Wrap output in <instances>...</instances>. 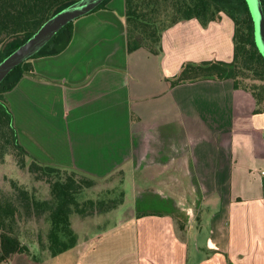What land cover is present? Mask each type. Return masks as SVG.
Wrapping results in <instances>:
<instances>
[{
    "label": "crops",
    "instance_id": "0c3cea01",
    "mask_svg": "<svg viewBox=\"0 0 264 264\" xmlns=\"http://www.w3.org/2000/svg\"><path fill=\"white\" fill-rule=\"evenodd\" d=\"M109 11L106 3L74 20L68 45L32 59L36 74L7 91L16 125L46 145L50 164L99 177L121 172L123 181L128 176V209L124 202L110 210L112 224L79 241L73 261L264 264V109L256 113L253 94L236 89L232 79L172 85L168 77L181 69L169 56L186 50L177 44L182 38L187 43L189 34L203 31L196 18L170 27L175 39L165 31L159 55L145 48L128 53L155 56L167 91L173 87L159 102L142 100L146 92L137 85L131 92L128 61L119 58L124 16L116 22ZM102 25L110 33L96 30ZM228 25L232 34L234 23L233 32ZM209 36V45L217 42L216 31ZM54 42L58 49L66 36ZM178 86L190 94L174 96ZM135 99L140 103L132 107ZM47 134L60 136L56 150Z\"/></svg>",
    "mask_w": 264,
    "mask_h": 264
},
{
    "label": "trees",
    "instance_id": "16d2710c",
    "mask_svg": "<svg viewBox=\"0 0 264 264\" xmlns=\"http://www.w3.org/2000/svg\"><path fill=\"white\" fill-rule=\"evenodd\" d=\"M75 0H0V60L27 40L55 12ZM104 0L91 12L108 2ZM264 6V0H262ZM90 12V13H91ZM229 16L234 23L233 55L230 60L211 59L185 63L170 81L172 85L203 79H232L236 89L250 91L256 100V113L264 109V56L255 41L254 21L246 0H125L124 22L127 49L145 48L152 54L163 52L164 31L180 21L198 19L204 26ZM74 21L64 26L38 53L16 66L0 83V162L13 156L20 168L45 182L51 198L40 200L14 183V193H0V262L41 264L31 254L18 233L19 221L48 214L50 250L53 256L76 247L78 236L71 215L110 211L116 199L80 202L77 194L98 183V176L76 167L39 162L20 142L7 91L25 75L36 74L32 59L61 52L71 41ZM67 33L66 42L51 50L57 36ZM64 36V35H63ZM50 48V50H48Z\"/></svg>",
    "mask_w": 264,
    "mask_h": 264
},
{
    "label": "rangeland",
    "instance_id": "374dc122",
    "mask_svg": "<svg viewBox=\"0 0 264 264\" xmlns=\"http://www.w3.org/2000/svg\"><path fill=\"white\" fill-rule=\"evenodd\" d=\"M107 3L110 8L109 14L116 20V22H119V16H124L125 14V0H109ZM222 18L221 20L211 21L210 29H207V31H205L206 27L208 28V25L210 23L207 26H204L198 20L200 22L199 25L201 29H203V31H199L193 37L189 34V36H187V43L184 42V38H182L183 41L177 42L178 46L186 48V50H174L173 54H170L171 56L169 57L177 58L175 62L176 67L179 66L181 69L182 66L187 62H199L211 59L229 60V53L231 52V47L233 46L234 41L232 35L233 33L231 34L230 26L228 25V23H231L233 32V21L227 15H225L223 19ZM168 29H166L165 31H167ZM96 30L110 33L108 32L110 31V28L106 27L105 25H102V28H97ZM213 31H216L217 42L209 45V33L211 34ZM175 33L176 29H169L166 35H170L173 39H175ZM63 35L66 36L67 33L65 32L63 33ZM106 36L109 37V35ZM58 37H62V34L61 36L58 35L57 38ZM190 38L193 39V43L190 42L192 41V39ZM120 40L121 42L119 43V46H121V51H118L119 58L121 64L127 63L128 61L129 65L127 68V78L129 80L128 84H130L131 92H133L132 90L134 89V86L137 85L143 92H146V94L144 93L142 100H150V98H152L154 100H158V102L165 95L171 94V89L173 87H170L167 91L164 85L165 79L167 77L166 75H162L159 73L156 62L157 59L155 58V56H153L150 60L144 58V56H142V54H140L139 52V54H136L135 57H133V59L135 58V60L133 61L132 58H128L129 56L127 57L129 52L127 49L126 36L123 38L121 37ZM163 42L164 39H162V47L164 44ZM177 44L175 41L173 45L177 46ZM168 45H170V43H168ZM55 46L56 42H53L51 45V50L54 49ZM190 48H193L195 52L189 53ZM48 50H50V48ZM139 65L143 66L141 71H138L136 69V67H138ZM168 66L170 67L169 63ZM134 67L136 71L133 69ZM167 70L170 73L173 71L172 67ZM173 76L174 75L169 76V80ZM59 83L65 84V82L61 80ZM150 88L151 90H149ZM185 92H187V95H189V88H182L178 86L177 90L174 93V96H177V93L179 94ZM135 102L140 103L135 99V101L132 103V107L136 104ZM16 126L18 128V125ZM18 131L19 139L22 145L39 162L43 164H50L51 161L48 160V158L52 156L50 151L45 148L46 145L40 142L38 137L33 134V131L25 127L24 129L22 128L21 131L18 128ZM47 139L48 144H50V146L55 150L57 146L60 145L58 143V139H60V136L52 137L51 135L47 134ZM122 179L123 174L121 172H115V174H109L106 176H98V183L92 187L85 188L81 192H79L77 194V199L80 202H85L88 200L108 201L111 199H116L117 202H119L118 207L125 202L122 206L124 207L123 209L127 210L128 204L130 203V183L128 181V176L125 177L124 181ZM14 183L18 184L22 188L27 189L29 193L37 199L45 200L51 198V192L48 185L42 180L37 179L31 173L20 168L15 158L13 156L8 155L3 162H0V193L3 195L13 194L15 191ZM151 200L153 199L150 198V201ZM108 212L110 211L102 212L100 210H95L94 213L88 214L86 216L81 215L77 212H74L71 215L72 228L78 236L77 245L79 241H84L88 235H96L99 232H102V230H104L103 228H106L107 226L112 224V220L109 217L110 214H108ZM50 229L51 222L48 218L47 213L41 215H34L30 218L26 216L25 218L22 217L18 224V233L21 238V241L25 245H28L31 254L38 256L40 260L42 259L44 261V264H75L76 260L73 261V255H76V251L73 250L58 254L54 258L50 259L52 257L51 250L49 247Z\"/></svg>",
    "mask_w": 264,
    "mask_h": 264
},
{
    "label": "water",
    "instance_id": "95a60500",
    "mask_svg": "<svg viewBox=\"0 0 264 264\" xmlns=\"http://www.w3.org/2000/svg\"><path fill=\"white\" fill-rule=\"evenodd\" d=\"M104 0H75L61 8L23 43L0 60V83L19 64L38 53L64 26L82 17ZM254 21L255 41L264 56V6L262 0H246Z\"/></svg>",
    "mask_w": 264,
    "mask_h": 264
},
{
    "label": "built area",
    "instance_id": "2783aa9c",
    "mask_svg": "<svg viewBox=\"0 0 264 264\" xmlns=\"http://www.w3.org/2000/svg\"><path fill=\"white\" fill-rule=\"evenodd\" d=\"M264 173V172H263Z\"/></svg>",
    "mask_w": 264,
    "mask_h": 264
}]
</instances>
